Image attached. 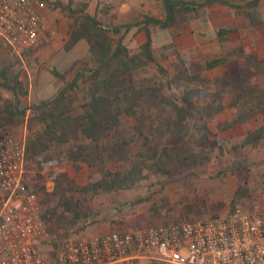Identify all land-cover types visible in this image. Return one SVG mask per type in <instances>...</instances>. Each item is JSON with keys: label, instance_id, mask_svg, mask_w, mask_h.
<instances>
[{"label": "trees", "instance_id": "obj_1", "mask_svg": "<svg viewBox=\"0 0 264 264\" xmlns=\"http://www.w3.org/2000/svg\"><path fill=\"white\" fill-rule=\"evenodd\" d=\"M157 1L162 4L163 17L147 14L139 21L116 25L101 22L95 14L85 11V4L77 9L79 17L70 26L64 49L70 50L83 39L89 57L74 61L63 72L53 68L51 73L62 85L52 97L30 107L24 185L36 193L49 233L57 229L59 220L69 217L67 211L73 210L71 223L77 221V201L67 197L72 189L92 194L129 189L145 171L172 175L176 169L190 168L206 159L202 144L212 133L210 123L226 110L231 111L230 117L217 123L218 130L258 119L240 144L253 146L264 138V56L239 45L221 55L187 63L175 52L168 68L157 61L153 50L155 34L149 29H172L187 21L191 13L214 3L237 9L249 26L258 25L262 22L258 6L264 0H246L241 5L230 0ZM51 6L66 8L60 1ZM133 27L145 35L134 52L124 42ZM236 31L234 26H220L216 34L225 40ZM217 66L229 68L219 76L203 75L204 69ZM74 68L70 78L69 71ZM0 87L15 99L2 104L1 123L22 122L25 110L19 108L18 99L27 94V88L11 64L0 67ZM59 162L85 163L91 169L97 168L101 175L86 186L70 185L61 192L58 182L52 192L46 191L44 185L34 182L32 188L28 184L30 175L40 177L39 170ZM244 192L238 186L232 203L241 202ZM241 203L249 209L250 205ZM64 204L67 210L63 211ZM150 214L153 220L135 218L129 227L177 221L166 211Z\"/></svg>", "mask_w": 264, "mask_h": 264}, {"label": "rangeland", "instance_id": "obj_2", "mask_svg": "<svg viewBox=\"0 0 264 264\" xmlns=\"http://www.w3.org/2000/svg\"><path fill=\"white\" fill-rule=\"evenodd\" d=\"M41 1L43 4L39 10L48 40L25 49L21 55H17L0 41V67L11 64L12 69L27 88V94L18 99L19 108L25 110L24 120L13 124H3L0 121V130L26 137L30 126L28 118L32 114L31 105L52 97L62 85L60 79L53 76L51 70L55 68L60 72L66 71L74 61L82 62L89 57L88 46L83 39L70 50L64 49L70 26L79 17L77 9L85 4V11L95 14L101 22L111 25L136 22L142 15L147 14L164 16L162 4L157 0ZM56 1L65 5V10L52 7L51 4ZM230 1L241 5L246 0ZM258 12L262 22L249 26L244 15L237 9L214 3L207 5L196 14L191 13L187 21L172 29L150 26L149 29L155 34L153 50L157 61L169 68L175 52H179L183 60L189 63L192 60L203 61L221 55L239 45L263 57L264 1L259 4ZM220 26H234L237 31L227 39L221 40L216 34V29ZM144 37L142 30L133 27L124 36V42L134 52L138 50ZM228 68V66H217L204 69L202 73L206 77H215ZM74 72L75 68L69 71L70 78ZM5 100L15 99L12 93L0 87V108ZM230 114L231 111L226 110L210 123L212 133L202 144L207 158L197 165L176 169L172 175L145 171L143 178L129 189L93 194L78 189L70 190L67 197L77 201L78 219L72 224L73 210L67 211L69 217L59 220L57 229L47 232L41 251L53 260L56 251L67 239L113 230L138 229L129 225L135 218L150 217V213L155 210L173 214L176 220H191L225 216L234 204H242L241 202L250 205L249 210L263 209L264 138L253 146L240 144L245 132L254 128L259 120H251L228 130H218L217 123L229 119ZM33 126L37 127L35 124ZM111 168L118 167L111 166ZM30 172L32 173L33 170ZM100 173L97 168L91 169L85 163L59 162L39 170L40 177L30 175L27 182L32 188L35 187L34 182L44 185L48 192H52L58 182L61 192L70 185L86 186L90 181L97 179ZM238 186H242L246 193L244 192L241 202L232 203ZM62 209L63 211L66 209V204ZM146 220L153 219L150 217Z\"/></svg>", "mask_w": 264, "mask_h": 264}, {"label": "built area", "instance_id": "obj_3", "mask_svg": "<svg viewBox=\"0 0 264 264\" xmlns=\"http://www.w3.org/2000/svg\"><path fill=\"white\" fill-rule=\"evenodd\" d=\"M41 0H0V41L17 55L48 40ZM26 136L0 130V264H264V208L67 239L51 260L37 195L26 188Z\"/></svg>", "mask_w": 264, "mask_h": 264}]
</instances>
